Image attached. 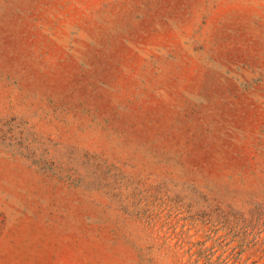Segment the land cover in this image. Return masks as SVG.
<instances>
[{
	"label": "rangeland",
	"instance_id": "1",
	"mask_svg": "<svg viewBox=\"0 0 264 264\" xmlns=\"http://www.w3.org/2000/svg\"><path fill=\"white\" fill-rule=\"evenodd\" d=\"M0 264H264V0H0Z\"/></svg>",
	"mask_w": 264,
	"mask_h": 264
}]
</instances>
